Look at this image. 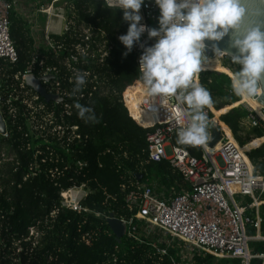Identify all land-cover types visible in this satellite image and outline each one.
<instances>
[{
	"label": "trees",
	"instance_id": "16d2710c",
	"mask_svg": "<svg viewBox=\"0 0 264 264\" xmlns=\"http://www.w3.org/2000/svg\"><path fill=\"white\" fill-rule=\"evenodd\" d=\"M78 8L80 20L87 27L106 35L107 43L100 35L98 45L112 49L101 64L85 65L90 77L85 78L80 93H72L66 100L72 108L70 116L65 114L63 105L54 107L42 98L35 104L44 105L43 110L33 111L23 104L24 98L17 92L21 82L15 81L14 76L28 70L35 41L26 21L15 13L11 15V39L18 62L3 67L0 81L9 87L8 97L21 99L12 102L15 115H9L5 108L8 137L0 135V264L13 263L5 258H11L15 252L14 240L27 236L35 226L43 238L28 255H17L21 264H169L165 258L154 256L147 245H139L127 237L119 244L108 225L112 215L119 219L136 215L125 200L137 175L143 176L142 183L157 184L161 192H171L181 183L179 174L167 161L154 162L150 157L148 137L154 130L149 128L151 121L142 101L155 118L157 106L162 104L140 81L138 45L124 56L127 50L119 37L127 34L129 25L123 21V12L107 8L103 0H81ZM228 60L234 75L238 66ZM48 65L59 67L56 61H49ZM70 76L65 70L59 76L67 90L71 86ZM197 82L213 98L211 127L217 124L230 129L244 152L252 150L249 158L256 174L264 176V130L244 125L248 112L242 106V98L232 93L228 74L201 72ZM82 95L84 98L78 100ZM77 103L92 108L95 120L81 119L75 108ZM230 106L237 108L230 111ZM51 113L56 122L52 127L46 120ZM61 115L65 129L78 127L80 139L47 135L48 130L61 125ZM180 146L196 157L201 155L200 149ZM74 187H84L89 192L81 203L88 212L76 213L62 206L61 194ZM262 201L264 235V197ZM54 212L57 213L52 217ZM255 234L250 230V236ZM250 249L264 252V243L252 242ZM214 261L211 256L205 260L208 264ZM197 262L204 261L197 258Z\"/></svg>",
	"mask_w": 264,
	"mask_h": 264
},
{
	"label": "built area",
	"instance_id": "2783aa9c",
	"mask_svg": "<svg viewBox=\"0 0 264 264\" xmlns=\"http://www.w3.org/2000/svg\"><path fill=\"white\" fill-rule=\"evenodd\" d=\"M79 1L81 0H0V72L4 66L18 62V52L11 39L12 14L15 13L26 21L35 41L28 70L23 75L14 76L15 81L21 82L17 92L23 96V104L33 111L43 110L45 107L35 104L41 96L27 86L29 78L47 79L41 81L42 87L47 94L59 99L51 103L54 107L63 105L65 114L70 116L72 108L66 100L73 93V83L77 75L87 73L86 77H90V72L85 71V65L88 62L101 64L112 49V46L105 50L98 45L97 39L100 35L104 43H107L104 33L87 27L80 20ZM103 2L109 9L120 10L117 0ZM23 3L27 6L24 7ZM140 15L143 17V24L150 28L159 27L160 10L154 0H145ZM141 43L145 46L148 43L154 44L155 41H149L145 33ZM93 45L96 46L94 50L91 49ZM142 51L138 45L136 53L139 58ZM210 52H207L209 59L214 57H211ZM220 59L226 61L228 57L225 55ZM49 61L58 62L59 67L49 66ZM62 70L71 75L70 90L62 86L59 77ZM8 89L6 82L0 81V112L3 118L6 107L9 115H15L12 102L21 99L8 97ZM96 90L97 88H93V91ZM260 97L261 94H257L256 98L251 99L258 101ZM83 98V95L77 97L78 100ZM156 98L161 102L159 97ZM142 102L151 121L149 128L154 130L148 137L151 160L167 161L179 174L181 183L171 192H161L157 184L136 181L125 200L126 205L136 211V215L130 219L114 216L125 227L124 237L139 245L151 247L154 256L165 258L169 264H208L205 262L208 256L214 258L213 264H264V252L250 249L252 242L264 243L261 210L264 176L256 174V168L249 158L252 150L244 152L231 130L222 125H218L222 135L220 150L215 151L216 147L210 148L212 127L209 123L210 141L207 145L194 147L201 150L200 157H196L176 142L178 131L188 124L187 118H178L175 115L176 110L169 104L164 107L158 105L155 118L152 110ZM243 106L248 112L247 126L264 130V108L260 106L259 114L253 108ZM204 110L211 121L213 108ZM63 116L59 117L61 125L48 130L47 135L57 136L59 139L66 136L68 140L80 139L81 136L77 135L78 127L65 129ZM46 120L50 127L54 126V113L48 115ZM5 123L6 134L1 136L7 138L6 120ZM168 150H171L170 155ZM79 166L84 165L79 163ZM82 188L84 187H74L63 192L62 206L76 213L88 212L81 206L88 196L80 195L79 189ZM250 230L255 231V236H250ZM42 238L38 226L30 228L27 236L14 240L15 252L11 258L6 257L5 260L12 259V264H21L17 255H28L40 245ZM197 258L204 262L198 263Z\"/></svg>",
	"mask_w": 264,
	"mask_h": 264
},
{
	"label": "clouds",
	"instance_id": "9594fccd",
	"mask_svg": "<svg viewBox=\"0 0 264 264\" xmlns=\"http://www.w3.org/2000/svg\"><path fill=\"white\" fill-rule=\"evenodd\" d=\"M123 21L129 27L119 37L127 50L126 57L139 45L140 81L161 104L171 105L178 118H187L186 127L177 133V144L200 147L207 145L211 93L197 83L198 74L208 64V51L216 61L227 55L238 66L231 80L232 93L241 98L264 95V0H154L160 10L159 27L142 23L140 15L145 0H117ZM147 33L155 43L145 47L142 36ZM227 38L228 49L220 47ZM87 73L77 75L73 94L86 84ZM78 115L95 120L94 110L75 104Z\"/></svg>",
	"mask_w": 264,
	"mask_h": 264
},
{
	"label": "water",
	"instance_id": "95a60500",
	"mask_svg": "<svg viewBox=\"0 0 264 264\" xmlns=\"http://www.w3.org/2000/svg\"><path fill=\"white\" fill-rule=\"evenodd\" d=\"M151 45L152 44L148 43L145 45V47H148ZM220 47L222 49L231 51L230 49H228L227 38H225L224 41L220 42ZM210 55H211V57H213L214 54L212 52H210ZM219 74H221V73H219ZM43 80H47V79L38 80L35 78H29L27 80V86L29 88L33 89L37 94H39L41 96V98L45 99V101L47 103L52 102V101L53 102L58 101L59 99L57 97H54V96L47 94L46 90L42 87V84H41V81H43ZM257 100H258L257 103L264 108V95H262ZM5 134H6V123H5V120H4V118L0 112V135H5ZM221 139H222L221 131H220L218 125L215 124L212 127V140L209 144V147L215 148L220 143ZM142 180H143V176L137 175V181L141 182ZM108 225H109L111 231L113 232V234L116 236L118 243L120 244L122 242V239L124 238V233H125L124 225L121 223L120 220L116 219L114 217V215H112L110 217V219L108 220ZM257 264H260V262H258Z\"/></svg>",
	"mask_w": 264,
	"mask_h": 264
},
{
	"label": "bare ground",
	"instance_id": "6f19581e",
	"mask_svg": "<svg viewBox=\"0 0 264 264\" xmlns=\"http://www.w3.org/2000/svg\"><path fill=\"white\" fill-rule=\"evenodd\" d=\"M209 63L205 65V70L202 71V72H216V73H227L229 78L232 80L233 78V74L230 72V69L225 67L223 64H222V61L221 59L217 60L216 61V58L213 57L211 59H209ZM244 101H245V104L243 105H247L251 108H253L254 110H256L259 114H261L260 112V106L257 101H254L252 100L251 98H243ZM253 145H258V143H254ZM253 145H250L253 146ZM221 148V145L218 144L215 148V151H219Z\"/></svg>",
	"mask_w": 264,
	"mask_h": 264
},
{
	"label": "rangeland",
	"instance_id": "374dc122",
	"mask_svg": "<svg viewBox=\"0 0 264 264\" xmlns=\"http://www.w3.org/2000/svg\"><path fill=\"white\" fill-rule=\"evenodd\" d=\"M44 1H46V0H44ZM21 18H22V17H21ZM42 20L44 21L45 18H42ZM29 30H30V27H29ZM228 62H229V60L226 59V61H222V64H223L225 67H227V68L230 69V67H229L230 65H229ZM233 72H234V71H233ZM234 73H235V72H234ZM242 101H243V104H245V101H244L243 98H242ZM233 106H234V105H233ZM233 106H230V107H229L230 111H231V108H232V109L237 108V107H233ZM240 106H241V105H240ZM242 106H243V105H242ZM226 108H228V107H226ZM226 108H225V109H226ZM223 110H224V109H223ZM167 152H168V155L171 154V150H168ZM79 192H80V195H81V196H84V197H85L87 194H89V192L86 191L85 188L79 189ZM225 264H226V263H225Z\"/></svg>",
	"mask_w": 264,
	"mask_h": 264
},
{
	"label": "crops",
	"instance_id": "0c3cea01",
	"mask_svg": "<svg viewBox=\"0 0 264 264\" xmlns=\"http://www.w3.org/2000/svg\"><path fill=\"white\" fill-rule=\"evenodd\" d=\"M32 1V0H31ZM34 1V0H33ZM23 6L26 7L27 4L25 5V3H23ZM244 125L249 129L250 127L247 126V122L245 121ZM262 146V145H261Z\"/></svg>",
	"mask_w": 264,
	"mask_h": 264
}]
</instances>
